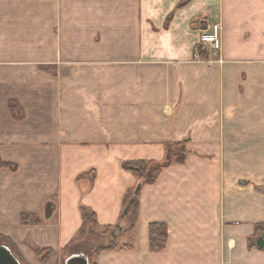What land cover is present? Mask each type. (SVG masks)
<instances>
[{
	"label": "crops",
	"instance_id": "1",
	"mask_svg": "<svg viewBox=\"0 0 264 264\" xmlns=\"http://www.w3.org/2000/svg\"><path fill=\"white\" fill-rule=\"evenodd\" d=\"M214 24L221 49L201 56ZM184 141L186 162L142 186L134 248L97 264H264V0H0V160L17 166L0 168V235L21 264H55L82 206L127 230L140 182L123 164ZM152 223L169 231L159 253Z\"/></svg>",
	"mask_w": 264,
	"mask_h": 264
},
{
	"label": "trees",
	"instance_id": "2",
	"mask_svg": "<svg viewBox=\"0 0 264 264\" xmlns=\"http://www.w3.org/2000/svg\"><path fill=\"white\" fill-rule=\"evenodd\" d=\"M200 53L201 56L207 54V52L204 51H200ZM42 69L49 71V69L47 68ZM8 110L15 121H22L25 118V112L23 108L16 101H11L9 103ZM188 143V141H184L177 144H167L165 159L161 162L129 161L123 164V169L136 177L143 186L154 185L165 169L172 165H182L186 162V159L188 157ZM0 168H9L13 171L17 170V166L15 164L5 163L1 160ZM135 190L127 193L124 199L122 220H129L130 226L127 230L123 229L121 224L119 223L115 226H106L104 228H101L98 224L96 213L90 208L82 206L81 214L83 225L77 237L74 238L70 242V244L63 250L64 258L68 259L72 255L84 254L89 258L90 264H97V257L101 253L118 250H132L134 246L132 244L121 243V239L130 232H135L140 222V193L136 195ZM126 211L128 213L125 215ZM39 222L40 219L36 215L22 216V224L24 225L38 224ZM99 230L103 231L100 232ZM99 234L101 236H99ZM108 234L110 235V241L108 243L104 245L93 246L98 239H100L104 235L109 236ZM256 234H259L264 239V224L258 225L256 227ZM98 236L100 238H98ZM90 237L95 238L93 240L90 239ZM168 238L169 231L168 227L165 224L152 223L149 225V244L150 250L152 252H162L167 246ZM0 245L8 247L16 257V259H19L17 249L10 239L0 235ZM36 254L40 260V263L42 264L47 263L48 260L52 257L50 251L36 250Z\"/></svg>",
	"mask_w": 264,
	"mask_h": 264
},
{
	"label": "water",
	"instance_id": "3",
	"mask_svg": "<svg viewBox=\"0 0 264 264\" xmlns=\"http://www.w3.org/2000/svg\"><path fill=\"white\" fill-rule=\"evenodd\" d=\"M142 183H140L136 190H135V194L138 195L142 189ZM56 207L54 205V203L52 202H48L45 205L44 208V219L49 221L52 219V217L54 216ZM128 212H125V215ZM256 245L260 248V249H264V239L261 237L256 241ZM0 264H21V262L16 259V257L14 256V254L11 252V250L4 246V245H0ZM65 264H89V258L84 255V254H77V255H72L70 256Z\"/></svg>",
	"mask_w": 264,
	"mask_h": 264
},
{
	"label": "built area",
	"instance_id": "4",
	"mask_svg": "<svg viewBox=\"0 0 264 264\" xmlns=\"http://www.w3.org/2000/svg\"><path fill=\"white\" fill-rule=\"evenodd\" d=\"M200 51H212L217 53L221 49V28L219 24H214L209 31H205L200 37ZM221 62V60L219 61Z\"/></svg>",
	"mask_w": 264,
	"mask_h": 264
},
{
	"label": "rangeland",
	"instance_id": "5",
	"mask_svg": "<svg viewBox=\"0 0 264 264\" xmlns=\"http://www.w3.org/2000/svg\"><path fill=\"white\" fill-rule=\"evenodd\" d=\"M99 231L102 232L103 230H99ZM99 236H101V235L99 234ZM99 236H98V238H100ZM94 238L95 237H90V239H93V240H94ZM109 241H110V235L109 236L104 235L100 239H98L95 242V245H93V246H96V245H104V244L108 243ZM66 260L67 259L64 258L63 254H61L60 257H59V260H57L55 264H65ZM43 264H46V263H43ZM89 264H90V262H89Z\"/></svg>",
	"mask_w": 264,
	"mask_h": 264
}]
</instances>
